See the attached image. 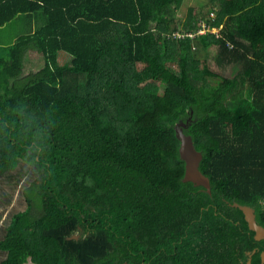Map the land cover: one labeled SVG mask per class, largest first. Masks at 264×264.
Listing matches in <instances>:
<instances>
[{"label":"trees","instance_id":"16d2710c","mask_svg":"<svg viewBox=\"0 0 264 264\" xmlns=\"http://www.w3.org/2000/svg\"><path fill=\"white\" fill-rule=\"evenodd\" d=\"M186 1L0 0V36L25 25L0 41V176H41L0 264H240L254 247L232 205L264 226V0L180 17ZM30 51L44 66L25 74ZM190 119L211 194L183 181Z\"/></svg>","mask_w":264,"mask_h":264},{"label":"rangeland","instance_id":"374dc122","mask_svg":"<svg viewBox=\"0 0 264 264\" xmlns=\"http://www.w3.org/2000/svg\"><path fill=\"white\" fill-rule=\"evenodd\" d=\"M189 7H195L197 13L201 12L205 15L208 7L206 0H187L185 6L179 13L180 17H184ZM24 24L14 22L7 26L0 36V41L4 45L10 43L20 35L24 30ZM29 57L25 61V74L37 72L44 66L43 55L30 51ZM217 53V49L210 50L211 57ZM41 176L33 165L21 162L18 169L7 175L0 176V239H3L6 234V229L12 221L15 214L23 212L27 209L28 205L24 197V191L35 181L40 180ZM7 256L6 252L0 251V263ZM27 264H33L29 262Z\"/></svg>","mask_w":264,"mask_h":264},{"label":"water","instance_id":"95a60500","mask_svg":"<svg viewBox=\"0 0 264 264\" xmlns=\"http://www.w3.org/2000/svg\"><path fill=\"white\" fill-rule=\"evenodd\" d=\"M190 122L191 119L187 123L181 122L175 128L177 138L180 141V157L186 163V172L183 181L185 183H193L197 187H202L211 194V180L204 175L200 169L203 161V154L201 151L197 150L193 137L187 135L184 131V129L189 127ZM232 206L244 213L245 220L250 230L256 233V239H264V226L258 223L255 209L239 203H234ZM80 237V235H76L70 239L79 240Z\"/></svg>","mask_w":264,"mask_h":264},{"label":"flooded vegetation","instance_id":"af4514ba","mask_svg":"<svg viewBox=\"0 0 264 264\" xmlns=\"http://www.w3.org/2000/svg\"><path fill=\"white\" fill-rule=\"evenodd\" d=\"M255 213H256V211H255ZM256 216H257V214H256ZM248 228H249V225H248ZM249 230H250V228H249ZM251 232H252L251 234H253L254 247L251 250H245L244 255H242V256H241V250L237 249L238 251L240 250L238 252V254L236 255L237 260H239L240 264H264V239L257 240L256 239V233L254 231H251ZM227 261H229V260L227 259Z\"/></svg>","mask_w":264,"mask_h":264},{"label":"clouds","instance_id":"9594fccd","mask_svg":"<svg viewBox=\"0 0 264 264\" xmlns=\"http://www.w3.org/2000/svg\"><path fill=\"white\" fill-rule=\"evenodd\" d=\"M203 29H204V27H203ZM201 31H202V30H200V32H201ZM212 32H216V29H213ZM204 34H205V33H204Z\"/></svg>","mask_w":264,"mask_h":264},{"label":"built area","instance_id":"2783aa9c","mask_svg":"<svg viewBox=\"0 0 264 264\" xmlns=\"http://www.w3.org/2000/svg\"><path fill=\"white\" fill-rule=\"evenodd\" d=\"M205 27H206V25H205ZM201 33H202V34H204V33H205L204 29L201 31Z\"/></svg>","mask_w":264,"mask_h":264},{"label":"bare ground","instance_id":"6f19581e","mask_svg":"<svg viewBox=\"0 0 264 264\" xmlns=\"http://www.w3.org/2000/svg\"><path fill=\"white\" fill-rule=\"evenodd\" d=\"M257 241V240H256Z\"/></svg>","mask_w":264,"mask_h":264}]
</instances>
